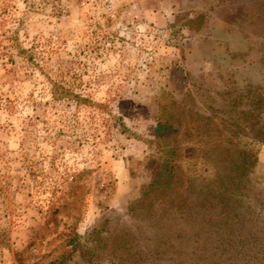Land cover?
Returning <instances> with one entry per match:
<instances>
[{
  "label": "rangeland",
  "instance_id": "obj_1",
  "mask_svg": "<svg viewBox=\"0 0 264 264\" xmlns=\"http://www.w3.org/2000/svg\"><path fill=\"white\" fill-rule=\"evenodd\" d=\"M175 100L210 130L144 198ZM263 137L264 0H0V264H264Z\"/></svg>",
  "mask_w": 264,
  "mask_h": 264
},
{
  "label": "trees",
  "instance_id": "obj_2",
  "mask_svg": "<svg viewBox=\"0 0 264 264\" xmlns=\"http://www.w3.org/2000/svg\"><path fill=\"white\" fill-rule=\"evenodd\" d=\"M81 99V98H80ZM174 106L177 109L170 111L168 115L162 113L156 129V138L161 143L163 149V160L155 172L153 181L145 189L143 197H147L150 193L158 190H167L171 188L179 179L182 170V139L184 117H189L192 122V128L197 133L206 135L210 128V124H204L210 119L199 112L189 110L186 104L175 100ZM264 139V137H263ZM259 157L251 150H242L236 159L231 163L229 177L232 180L241 179L247 176L257 165ZM101 230L98 227L93 228L89 233L87 243H84L80 234L74 232L67 240V246L70 250L61 258L50 264H108L103 261L102 255L98 252L99 243L102 241L100 237ZM110 264H113L109 262Z\"/></svg>",
  "mask_w": 264,
  "mask_h": 264
}]
</instances>
